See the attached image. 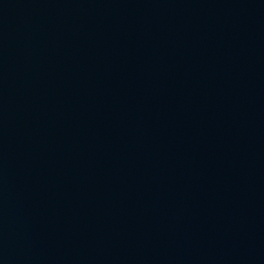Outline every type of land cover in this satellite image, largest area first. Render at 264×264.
<instances>
[{
	"label": "water",
	"instance_id": "obj_1",
	"mask_svg": "<svg viewBox=\"0 0 264 264\" xmlns=\"http://www.w3.org/2000/svg\"><path fill=\"white\" fill-rule=\"evenodd\" d=\"M0 264H264V0H0Z\"/></svg>",
	"mask_w": 264,
	"mask_h": 264
}]
</instances>
